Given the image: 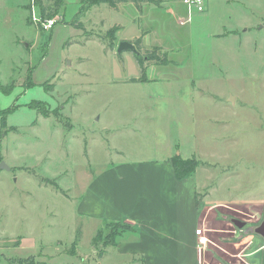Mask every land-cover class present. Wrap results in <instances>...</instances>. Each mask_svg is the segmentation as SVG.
<instances>
[{
    "label": "rangeland",
    "instance_id": "374dc122",
    "mask_svg": "<svg viewBox=\"0 0 264 264\" xmlns=\"http://www.w3.org/2000/svg\"><path fill=\"white\" fill-rule=\"evenodd\" d=\"M81 1L42 17L0 0V264H143L110 244L129 224L79 204L105 168L168 157L195 163L199 217L223 228L202 222L200 264H247L264 218V0H203L190 19L182 0L76 17Z\"/></svg>",
    "mask_w": 264,
    "mask_h": 264
},
{
    "label": "crops",
    "instance_id": "0c3cea01",
    "mask_svg": "<svg viewBox=\"0 0 264 264\" xmlns=\"http://www.w3.org/2000/svg\"><path fill=\"white\" fill-rule=\"evenodd\" d=\"M194 173L177 177L171 157L113 164L90 180L80 212L102 223L129 224L131 231L113 246L122 254L140 256L143 264H200L202 222L223 228L199 217ZM223 206L217 201L208 208L214 212ZM255 234L244 247L253 245L244 253L246 263L264 264V237Z\"/></svg>",
    "mask_w": 264,
    "mask_h": 264
},
{
    "label": "trees",
    "instance_id": "16d2710c",
    "mask_svg": "<svg viewBox=\"0 0 264 264\" xmlns=\"http://www.w3.org/2000/svg\"><path fill=\"white\" fill-rule=\"evenodd\" d=\"M51 4L49 6H45L42 4L41 0H36V5L39 6V10L41 13L42 17H46L47 15L45 14V11L50 8L52 10H56L60 6V0H50ZM154 0H82L81 1V7L78 10V13L76 14V17L82 16L91 6L101 4V3H106L109 5L111 8L115 7L118 3H133V4H138L142 2H152ZM51 17V16H48ZM76 19L74 18L72 21V24L75 25L77 28H82V24L80 22L75 23ZM75 23V24H74ZM5 124V120L2 119L1 125ZM189 161L187 160H182L180 157H174L172 158V163L174 164L175 167V173L177 177H185L187 175H190L192 172H194V169L196 167L195 163H188ZM119 223V222H117ZM99 232V231H98ZM117 241L110 240L111 245H115ZM21 260V259H20ZM20 262V261H19Z\"/></svg>",
    "mask_w": 264,
    "mask_h": 264
},
{
    "label": "built area",
    "instance_id": "2783aa9c",
    "mask_svg": "<svg viewBox=\"0 0 264 264\" xmlns=\"http://www.w3.org/2000/svg\"><path fill=\"white\" fill-rule=\"evenodd\" d=\"M33 1V0H32ZM182 3L185 5V7L187 8V13H188V18H191V14L193 11H202L204 9L203 7V0H182ZM34 3L32 4V15H31V21L33 23H35V25L40 26L43 29H49L53 23L54 20L53 18H45V19H40L39 16H36L35 10H34ZM202 231V229L198 228L195 230L196 234H200V232ZM205 237H200L199 239V245L203 246L205 244Z\"/></svg>",
    "mask_w": 264,
    "mask_h": 264
},
{
    "label": "water",
    "instance_id": "95a60500",
    "mask_svg": "<svg viewBox=\"0 0 264 264\" xmlns=\"http://www.w3.org/2000/svg\"><path fill=\"white\" fill-rule=\"evenodd\" d=\"M124 49H128V50H131V51H133L134 53L136 52V48H135V46L132 44V43H130V42H128V41H120L119 43H118V45H117V48H116V52L117 53H120L122 50H124ZM0 168H4V169H8V166L7 165H5V163L4 162H0ZM238 226H241L242 227V223H240V224H238ZM254 232L255 233H258V234H260L262 237H264V218H263V220L261 221V223L257 226V227H255V229H254Z\"/></svg>",
    "mask_w": 264,
    "mask_h": 264
}]
</instances>
